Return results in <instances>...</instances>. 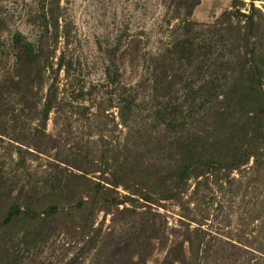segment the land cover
I'll return each mask as SVG.
<instances>
[{"label":"rangeland","instance_id":"374dc122","mask_svg":"<svg viewBox=\"0 0 264 264\" xmlns=\"http://www.w3.org/2000/svg\"><path fill=\"white\" fill-rule=\"evenodd\" d=\"M0 264H264V0H0Z\"/></svg>","mask_w":264,"mask_h":264}]
</instances>
